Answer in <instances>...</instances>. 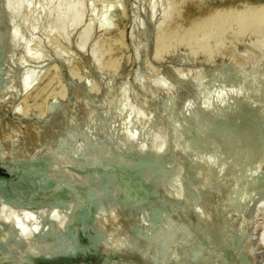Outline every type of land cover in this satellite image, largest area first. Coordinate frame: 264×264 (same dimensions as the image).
Returning a JSON list of instances; mask_svg holds the SVG:
<instances>
[{
  "label": "bare ground",
  "instance_id": "bare-ground-1",
  "mask_svg": "<svg viewBox=\"0 0 264 264\" xmlns=\"http://www.w3.org/2000/svg\"><path fill=\"white\" fill-rule=\"evenodd\" d=\"M62 1L0 0V107L8 96L26 93L31 109H46L50 115L56 111V96L46 92L58 79L57 68H51L52 77L47 74L44 84L34 88L37 70L32 65L49 44L56 47L64 41L70 43V61L83 55L94 29L91 19L69 20L61 27L62 21L81 12L89 0H74L65 7L60 6ZM98 1L90 0V16L96 14ZM206 1L171 0V14L179 9L180 17H168V27L161 26L162 18L158 19L149 30L139 18V10L156 9L161 0H137L132 24V34L138 36L136 60L148 54L153 32L161 50L149 65L154 72L163 58V48L176 35L201 28L206 33L213 29L232 31L246 26L245 19L254 22L264 10L256 7L247 14L249 8L228 7L212 15L203 6ZM188 6L192 11L183 14ZM23 10H27L25 14ZM195 10L201 12L195 14ZM41 24L46 27L44 34L39 29ZM101 27L106 31L104 47L90 55V66L83 63L76 68L75 72L84 71L86 78L80 89L70 84L74 95L58 108L61 119L48 131L45 151L31 159L19 151L32 150L42 138L40 127L0 135V142L19 155L15 167L8 165L20 186L16 195L33 190L27 200L13 199L5 195L0 184L2 260L10 256L11 264L56 262L106 253L119 255L120 264H182L188 258L193 264H203L204 258L198 260L194 252L205 248L208 236H222L224 209L217 202L223 200L226 206L229 202L238 205L231 215L243 227L230 230L234 243L256 223L251 233L253 242L240 251L239 264H264V170L245 189L229 196L226 193L228 181H245L264 164V102L256 106L264 99L260 93L264 60L254 75L232 52L224 65L211 72L203 70L194 78L182 68L185 59L161 74H152L149 80L138 71L133 88L136 92L142 89L144 95L134 108L125 82L111 88L106 81L98 84L105 54L113 56L112 64L123 50L117 45L120 35L114 34L105 16L97 28ZM78 29L81 33L74 41ZM233 43L232 35L226 47ZM91 46L95 48L97 41ZM112 69L109 65L107 72ZM95 84L97 91L89 96ZM108 88L112 92H107ZM180 89L183 96H179ZM161 94L175 96L164 98L154 110L152 106ZM171 107L174 111L166 117ZM124 114L119 127L109 126ZM62 117L74 123L69 131L64 129ZM21 140L24 144L18 143ZM160 195L172 200L175 212L165 215L148 233L149 205ZM136 207L140 210L139 225L122 222L106 227L108 221L126 220ZM71 219L77 228L68 225ZM94 226L95 236L90 238L89 230ZM78 236L85 238L86 245L77 244ZM175 243V257L168 259ZM208 250L210 255L215 251Z\"/></svg>",
  "mask_w": 264,
  "mask_h": 264
},
{
  "label": "rangeland",
  "instance_id": "rangeland-1",
  "mask_svg": "<svg viewBox=\"0 0 264 264\" xmlns=\"http://www.w3.org/2000/svg\"><path fill=\"white\" fill-rule=\"evenodd\" d=\"M74 0H63L60 6L65 7L69 5ZM137 0H99L94 7L96 14L89 15L88 9L90 7V0L84 4V8L81 12L74 15L72 18L62 21L59 25L63 27L69 20L77 19H91L92 25L94 27L92 33L89 35L88 43L85 48L83 55L74 57L70 61V43L62 42L54 45L49 44L41 53V56L32 65V67L37 70V80L33 87H41L46 81L47 74L52 77V69L56 67L58 71V79L52 86L47 90V94L56 96V111L53 115H50L46 109H31L29 104L25 101L26 93H22L16 97L8 96L3 100V104L0 107V135L8 136V134L15 130L27 131L30 128L40 127L43 130L42 138L32 146V150L29 153H24L19 150L21 155L25 156L27 159H31L43 153L45 151V142L49 137V130L55 127V122L61 119L58 114V108L62 106L64 101L74 93H72L70 84L73 83L77 89H80L85 78L86 73L84 71L76 73V68L80 67L84 63L85 66H90V55L93 52H100L104 47V39L106 37L105 28H97L101 17L105 16L107 22L111 29L113 28L114 34H119L120 38L117 45H120L122 50V56L117 57L113 61V56L110 54H105L101 64V76L98 84L106 81L108 87H116L121 83L125 82L128 87V100L130 105L134 108H138V100L144 95L142 89L137 92L134 91L133 83L136 77V73L139 71L145 80H149L153 74H161L166 69L174 67L182 59L186 60L183 69L190 73L191 78H194L201 71H213L219 66L224 65L228 59L229 53L232 52L235 57L240 60V62L247 65L249 73L251 75L255 74V71L259 68L264 60V10H261L259 15L255 18L253 22H247L245 19L244 23L246 26L242 28H235L234 30H228L227 32L221 33V29H213L210 33H206L205 29L201 28L193 33H183L181 36L176 35L173 37L171 43L166 44V47L162 51V59L157 62L154 67V72L150 71L149 65L154 60V57L161 50L156 39V33H152L150 40V50L147 55L142 57L140 60H136L134 46L138 42V36H133L132 34V24L134 19L133 9L136 6ZM171 0H161L158 7L153 9V7H143L139 10V18L145 20V25L149 30H153L155 23L158 19L162 18L163 27H168L169 21L168 17L174 16V18L180 17L179 9L174 10V13L170 12ZM204 8L210 12L212 15L220 14L225 8H232L233 10H239L243 8H249L247 14H252L256 7H261L264 9V0H207L204 3ZM193 7H186L185 12L192 11ZM27 10H23V14ZM200 10H195V14H199ZM106 13V15H105ZM194 14V15H195ZM168 15V16H167ZM178 22V21H177ZM251 23V24H250ZM250 24V25H249ZM39 29L42 34L46 33V27L41 24ZM44 32V33H43ZM80 29H78L73 34V39L78 40L80 35ZM235 37V43L231 44L228 48L226 47L228 40L231 36ZM97 41V46L92 48L91 43ZM219 45V50H214ZM73 45H71L72 47ZM213 52V56H209ZM247 53V56H243ZM115 55V53H114ZM112 58V59H111ZM112 65V72H107V67ZM45 79V80H44ZM251 79L252 76H251ZM44 80V81H43ZM172 81V78L170 79ZM43 83V84H42ZM41 84V86H40ZM32 87V88H33ZM97 85H93L89 90V96L93 95L97 91ZM112 92L111 89H107V92ZM51 94H50V93ZM179 96L184 95V91L180 89L178 91ZM260 93L264 94V87L260 88ZM176 94V93H175ZM175 94H161L158 96V100L153 104L152 108L157 110L160 108L161 101L164 98H171ZM264 102L262 98L256 106H260ZM174 108L171 107L166 117L171 116ZM126 114L122 115L118 119L109 123L112 128L119 127L125 120ZM68 120V121H67ZM65 130H70L73 128L74 123H70V118L62 117ZM62 123V124H63ZM24 129V130H23ZM25 140H21L18 143L24 144ZM19 155L12 151L8 145L0 142V184L3 185V191L8 198L15 199L16 197H21L22 200H27L33 195V190L23 191L22 195L17 196L16 192L20 191V186L16 183L18 180L17 175L14 176L9 172V166L15 167L18 163ZM235 169H237L235 167ZM264 164L254 171L245 181L236 182L228 181V191L226 192L228 196L233 193H238L242 189H245L251 184V181L255 179L260 174H263ZM251 179V180H249ZM226 182V181H225ZM16 183V184H15ZM15 186V189L12 188ZM15 190V191H14ZM223 205V206H222ZM217 206L223 207V222L225 225V230L220 236L216 237L208 236L204 241L206 243L205 248L200 249V247L195 250V254L200 258H204L203 264H239L240 251L243 249L245 244L253 242L252 231L256 226V223L252 224L249 231L241 235L238 243H234L230 235V230L234 227H243L239 221L234 219L231 214H234L237 210L238 205L229 202V204L224 205L223 200L217 202ZM149 215H148V225L146 231L148 233L153 232L158 223L167 214L175 212V204L166 195H160L157 202L151 203L149 205ZM140 210L136 207L130 211L129 216L126 220H116L108 221L106 227L108 229L112 228L115 223H126L128 225L136 226L140 224L139 218ZM68 225L71 228H77V222L73 219L69 220ZM95 236V226L89 230V237ZM77 244L80 246L86 245V240L82 236H78L76 240ZM178 243H175L171 248L168 259L175 257L176 250L175 247ZM209 248H213L215 251L213 254H208ZM231 253V255L229 254ZM210 253V252H209ZM228 254L230 255L229 261ZM197 260V261H198ZM122 258L119 255H108L102 253L96 256H89L85 258H75L73 260H59L56 262H47L39 260L37 262H32L26 260V264H120ZM12 259L7 256L2 260L0 257V264H11ZM182 264H193V259L188 258L183 260Z\"/></svg>",
  "mask_w": 264,
  "mask_h": 264
}]
</instances>
